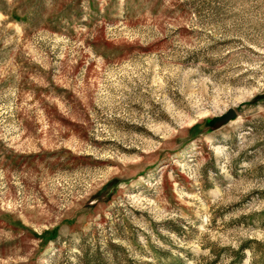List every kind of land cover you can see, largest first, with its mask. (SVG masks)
I'll return each mask as SVG.
<instances>
[{
    "label": "rangeland",
    "instance_id": "374dc122",
    "mask_svg": "<svg viewBox=\"0 0 264 264\" xmlns=\"http://www.w3.org/2000/svg\"><path fill=\"white\" fill-rule=\"evenodd\" d=\"M242 246L264 264V0H0V264Z\"/></svg>",
    "mask_w": 264,
    "mask_h": 264
},
{
    "label": "trees",
    "instance_id": "16d2710c",
    "mask_svg": "<svg viewBox=\"0 0 264 264\" xmlns=\"http://www.w3.org/2000/svg\"><path fill=\"white\" fill-rule=\"evenodd\" d=\"M49 232H46L44 233L42 236L45 238V242H47L48 240L50 239H54L57 237V234H56V231L54 232H51V234L48 236ZM243 249H244V246H242L241 249H239V251L237 252V264H240L242 261H243V258H244V254H243Z\"/></svg>",
    "mask_w": 264,
    "mask_h": 264
},
{
    "label": "water",
    "instance_id": "95a60500",
    "mask_svg": "<svg viewBox=\"0 0 264 264\" xmlns=\"http://www.w3.org/2000/svg\"><path fill=\"white\" fill-rule=\"evenodd\" d=\"M233 113V112H232Z\"/></svg>",
    "mask_w": 264,
    "mask_h": 264
}]
</instances>
